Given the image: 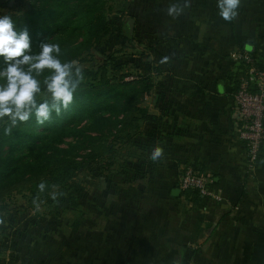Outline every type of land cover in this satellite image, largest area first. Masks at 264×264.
<instances>
[{
	"label": "crops",
	"instance_id": "1",
	"mask_svg": "<svg viewBox=\"0 0 264 264\" xmlns=\"http://www.w3.org/2000/svg\"><path fill=\"white\" fill-rule=\"evenodd\" d=\"M171 3L185 0H130L119 18L145 50L151 117L130 143V169L86 202L82 264H264V144L249 166L234 98L241 52L264 64V0H242L231 22L217 0H190L175 19ZM187 165L211 178L214 196L198 205L180 187Z\"/></svg>",
	"mask_w": 264,
	"mask_h": 264
},
{
	"label": "trees",
	"instance_id": "2",
	"mask_svg": "<svg viewBox=\"0 0 264 264\" xmlns=\"http://www.w3.org/2000/svg\"><path fill=\"white\" fill-rule=\"evenodd\" d=\"M114 6V0H31L25 10L10 16L18 29L27 26L33 51H38V43L47 37L49 42L60 44L65 53L62 60L80 61L82 54L96 50V44L112 32L109 13ZM97 52L100 55L94 56L103 63L96 68L83 67L85 80L69 110L59 117L53 113L52 120L44 125L36 124L33 117L14 129L10 136L4 135L0 125V199L3 190L37 181L41 175H47L46 183L63 185L91 161L99 162L105 154H108V166L118 167L116 173L130 169V143L134 141L140 120L151 117L141 103L154 83L146 75L108 76L109 54ZM243 66L240 78L245 73ZM93 130L100 134H93ZM116 132L119 134L115 137L123 141L121 146L116 148L110 142L102 146L94 144V140L106 139ZM118 152L122 158L116 160ZM262 152L261 148V159ZM182 190L194 205L203 198L195 188Z\"/></svg>",
	"mask_w": 264,
	"mask_h": 264
},
{
	"label": "rangeland",
	"instance_id": "3",
	"mask_svg": "<svg viewBox=\"0 0 264 264\" xmlns=\"http://www.w3.org/2000/svg\"><path fill=\"white\" fill-rule=\"evenodd\" d=\"M30 2L0 0V16L25 10ZM114 2L115 6L109 13L112 32L96 44V50L109 54L106 63L108 76L119 78L126 73L127 78H133L144 75L145 50L143 45H139L142 41L135 45L129 28L121 27L119 22V18L130 12V0ZM123 6L125 10L121 9ZM96 50L85 52L79 57L80 61H75L82 68H96L103 63L94 56L100 55ZM113 64L119 65V69H115ZM92 133L100 134L97 130ZM117 134H109L103 140L96 139L94 144L102 146L110 142L117 148L123 142L115 137ZM114 138L116 141H112ZM116 158H122L119 152ZM107 159L108 154H105L99 162L91 161L63 185L46 183L43 193L37 186L42 181L46 182L47 175L3 190L0 199V221H3L0 223V264H82L81 234L86 223V202L90 197L94 202L96 191L106 188L111 174L118 170L116 165L108 166ZM53 193L58 194L56 199L52 198Z\"/></svg>",
	"mask_w": 264,
	"mask_h": 264
},
{
	"label": "clouds",
	"instance_id": "4",
	"mask_svg": "<svg viewBox=\"0 0 264 264\" xmlns=\"http://www.w3.org/2000/svg\"><path fill=\"white\" fill-rule=\"evenodd\" d=\"M241 4L242 0H217L218 14L231 22L238 17ZM186 6H190V0H185L184 6L171 3L165 11L175 19ZM37 49L33 51L27 26L18 29L10 15L0 16V125L5 136L33 117L36 124L44 125L52 120L53 113L62 115L73 104L85 80L77 61L61 59L65 53L59 43L49 42L46 37ZM149 159L157 164L165 159L160 143L152 147ZM46 186L42 181L38 191L43 193ZM57 195L53 193L52 198Z\"/></svg>",
	"mask_w": 264,
	"mask_h": 264
},
{
	"label": "built area",
	"instance_id": "5",
	"mask_svg": "<svg viewBox=\"0 0 264 264\" xmlns=\"http://www.w3.org/2000/svg\"><path fill=\"white\" fill-rule=\"evenodd\" d=\"M240 56L245 73L239 80L234 98L241 123L240 135L247 144L249 166L253 167L261 161L264 144V64L247 51L241 52ZM210 183L208 174L191 165L184 167L180 177L181 189L195 188L202 197L213 195Z\"/></svg>",
	"mask_w": 264,
	"mask_h": 264
},
{
	"label": "water",
	"instance_id": "6",
	"mask_svg": "<svg viewBox=\"0 0 264 264\" xmlns=\"http://www.w3.org/2000/svg\"><path fill=\"white\" fill-rule=\"evenodd\" d=\"M178 190H180V187L178 188Z\"/></svg>",
	"mask_w": 264,
	"mask_h": 264
}]
</instances>
